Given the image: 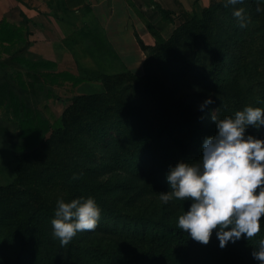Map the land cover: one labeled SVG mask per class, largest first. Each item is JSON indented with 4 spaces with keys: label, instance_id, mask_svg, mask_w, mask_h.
Segmentation results:
<instances>
[{
    "label": "trees",
    "instance_id": "trees-1",
    "mask_svg": "<svg viewBox=\"0 0 264 264\" xmlns=\"http://www.w3.org/2000/svg\"><path fill=\"white\" fill-rule=\"evenodd\" d=\"M223 2L225 0L214 2L205 11L216 9ZM256 3L261 8L259 23L250 26L252 19L240 23L238 17L232 14L228 19L232 33L220 36L219 38L226 39L221 44L214 35V29L208 38L202 35L199 40L198 34H192L193 32L189 37L183 35V30L189 24L190 19H187L163 41L161 55L165 56V62L168 65L175 62V69L186 72L187 67L183 66L192 56L196 57V61L202 56L203 66H207L211 60L212 67L230 60L229 68L238 65L258 67L259 73L262 74L259 84L264 86V0H256ZM162 13L166 19H171L169 11L162 10ZM195 21L200 28H204L205 17H197ZM24 39L23 26H17L5 19L0 20L1 46ZM201 39L206 41V44L201 42ZM143 48L145 49V45ZM226 48L230 50L226 52ZM150 61L151 54L147 53L145 75L149 74ZM123 72L132 71L123 70L119 74H124ZM31 75L33 82L30 87L34 92L37 81H42L47 86L62 85L65 82L78 86L86 80L85 77L69 71L41 70ZM100 75L104 73H99L98 76ZM143 83L150 89V94L157 97L151 96V103L132 95L124 97L127 85L120 79L115 82L114 87H107L106 93L75 96L73 110L79 109L77 102L80 101L88 111L82 116L72 114L70 119L76 118L73 126L68 125L66 119L63 120L62 127L55 129L37 108L27 107L23 111L13 92H9L14 118L19 122L18 145L21 150L42 148L46 133L51 131H54L59 139L65 138L66 135L74 136L75 133L68 132L69 129L75 130L77 123L85 121L87 116L89 125L86 128L79 127L75 136L84 139L86 147L95 144L104 147L107 153L113 148L114 153L107 157L109 162L93 164L85 170L98 174L103 173V170L107 173V169L118 170V180L113 185H116L115 191L119 194L114 196L113 200L106 198L98 189L99 184L93 180L81 183L73 177V181L68 177L63 183L55 182L53 191L59 189L66 191L68 195L70 193L71 197L67 196V200L81 196L95 197L102 208L99 224L106 222L103 227L99 225L94 230L78 232L69 244L61 245L59 239L53 237L52 225H49L56 207L37 204L32 189L23 186L18 180L6 186L0 185V206L10 207L0 208V264H245L240 262L239 258L241 244L246 238L229 241L221 248L215 229L209 242L204 244L192 239L187 232L177 227L179 215L187 210L191 200L173 199L175 211L158 212L144 204H140L136 210L123 209L117 203L114 206L113 203L119 199L121 201L126 192H131V199L136 198L130 206H136L143 193L160 194L161 191H170L166 179L169 167L181 159H199L202 150L198 151L194 147L202 146L208 136L205 126L198 124L197 128L190 127L189 120L180 114L179 109H173L159 90L152 89L154 86L149 79ZM28 85L21 84L24 88L29 87ZM1 92L0 107L3 103ZM122 97L125 99L123 104ZM155 99L162 100L165 110L169 108L165 114L166 118L162 121L153 117L158 111ZM253 106L264 107V89L260 97L254 100ZM256 133L253 135L264 137V126ZM8 134L7 126L0 121V136L6 137ZM93 158L97 159V155L92 157V161ZM134 191L137 192L133 193ZM27 204L33 206L28 210L17 209L18 206ZM260 219L263 222L264 215ZM110 222L114 223L113 227Z\"/></svg>",
    "mask_w": 264,
    "mask_h": 264
},
{
    "label": "rangeland",
    "instance_id": "rangeland-1",
    "mask_svg": "<svg viewBox=\"0 0 264 264\" xmlns=\"http://www.w3.org/2000/svg\"><path fill=\"white\" fill-rule=\"evenodd\" d=\"M221 1L223 0L216 2ZM212 5L213 3L207 7H197L189 16L188 27L183 30L182 34L189 37L192 36L191 33L193 32L192 34H198L199 40L202 35L208 38L209 33H212L214 29V35L221 44L226 39L219 37L232 33L228 19L237 9L242 10L241 17H238L240 23L252 19L253 22L250 26H254L259 23L261 17L259 10L261 8L257 5L256 0L255 2H252V0H240L235 5H226L223 2L220 7L206 12L205 10ZM197 17L206 18V22L203 24L204 28H200V25L195 21ZM35 25L34 20L30 22L27 31L28 39L24 41L25 43L20 45V47L16 44L7 45L5 53L0 55V91L3 94V103L0 107V121L9 130V134L6 137L0 136V185L6 186L12 181L18 180L23 186L32 189L37 204L56 207L57 198L63 197L67 200V196H70V193L68 195L66 191L59 189L53 191V185L57 181L60 183H63L64 180L67 181L68 177L73 181L72 177L74 174H76L74 179L81 181V183H85L87 180L89 182L95 181L99 184L98 189L102 192V195L113 200L114 196L119 194V192L115 191L116 185H113L118 180V170L109 171L107 169V173L103 170V173L99 172L98 174L88 172L85 168L93 164L109 162L107 157L114 153V149H109L110 152L107 153L104 147L95 144L91 147H86L85 140L75 136L78 133L77 129L79 127L86 128L89 125V118L85 116L86 120L77 123L75 130L69 129L68 132L75 133L74 136L66 135L65 138L60 137L61 139H59L58 136H55V132L51 131L52 133H46V141L42 148L32 151L21 150L18 145L19 122L14 118L9 92H13L16 100L22 105L23 111L27 107L37 108L43 118L48 119L52 128L55 129L62 127L63 120L65 121L66 119L67 124L73 126L76 118L71 120L70 116L72 114L82 116L88 111L80 101L77 102L80 105L79 109L73 110L72 106L75 103L73 100L75 96L85 93H106L107 87H114L115 82L120 79L127 85L124 97L132 95L133 97H138L139 100L151 103V96L157 97L150 94V89L143 83L149 79L152 86H154L152 89L159 90L161 96L166 102L171 103L173 109L177 110L178 108L180 114L189 120L190 127L197 128L198 124L205 126L209 136L213 135L217 130L215 121L211 118L213 113L220 118L233 115L245 105H253L254 100L260 97L264 89V86L259 84L261 83L262 74L259 73L258 67L238 65L229 68L230 60L223 61L217 67H212L211 60L208 61L207 66H203L204 58L202 56L198 61H196L195 56H192L183 66L184 68L187 67V71L180 72L175 69L177 67L175 62L171 65L165 62V56L161 55L163 51L161 45L167 38H160L154 45H145L146 53L151 54L148 75H145V70L141 75L136 72H123L124 74H119L123 70L115 68L114 62L110 61L112 64L110 63L111 65H109L101 60L105 67L107 65V69H101L93 75L90 74L91 78L84 84L79 86H73L71 83L62 84L53 87L51 91L42 81H37L34 85V88H36L34 92L30 87V84L33 82L32 73H29L30 75L27 77L28 66L18 65L19 62L16 60V56L24 48L28 50L34 45L33 42L36 40L33 39L34 35L30 36V28H36L34 27ZM202 39L201 42L205 43L206 41H202ZM41 43L43 45V39ZM2 48L3 46L0 45V49ZM225 50L227 52L230 48H226ZM109 57L107 58L109 59ZM18 70L23 71V78L26 85L29 84V87L24 88L19 84L18 80L21 76H18ZM75 72L79 74L84 73L79 69H75ZM99 72L104 73V75L98 76ZM181 81H183V84H181ZM146 92H148V95H146ZM209 96L212 97L214 103L201 109L200 105ZM155 100L157 101L155 104L158 107V111L154 113L153 117L158 121H162L166 118L165 114L169 111V108L167 110L163 108L164 105L161 99L159 101L158 99ZM124 101L125 99L123 98L121 104ZM177 117L179 118V116ZM261 127L257 129L249 126L246 129V134L251 132L255 134ZM194 148L198 151L202 150V146L196 145ZM95 155H97V159L93 158L92 161V157ZM52 162H55V164H52ZM135 192L137 191L133 193ZM129 194L131 192H126L125 197L121 201L119 199L113 203L114 206L118 204L123 209L136 210L140 204H144L158 212H161V210H176L172 201H169L167 204L163 203L157 193H143L142 197L137 200L136 206H130L131 202H134L136 198L131 199ZM32 206L30 204L20 205L17 209L21 210L24 208L28 210ZM0 208L10 207L1 205ZM105 223L103 221L98 226L101 225L103 227ZM110 224L113 227L114 223L110 222ZM261 229L262 231L257 233L255 238L245 239V242L241 244L240 262L259 264V261L251 255V252L258 245L259 238L264 237V221L261 222Z\"/></svg>",
    "mask_w": 264,
    "mask_h": 264
},
{
    "label": "clouds",
    "instance_id": "clouds-1",
    "mask_svg": "<svg viewBox=\"0 0 264 264\" xmlns=\"http://www.w3.org/2000/svg\"><path fill=\"white\" fill-rule=\"evenodd\" d=\"M239 0H225L235 5ZM242 10L234 15L241 17ZM214 103L209 96L201 109ZM216 132L207 136L197 160H179L166 173L170 191H161L159 199L191 200L178 217L177 227L201 243L207 244L215 229L219 246L240 238H255L261 232L264 215V137L246 134L249 126H264V107L245 105L223 118L215 113ZM76 174L73 175L75 178ZM258 189V191H257ZM102 208L95 197L57 198L51 220L52 235L61 245L69 244L80 231L97 228ZM251 255L264 264V237Z\"/></svg>",
    "mask_w": 264,
    "mask_h": 264
},
{
    "label": "crops",
    "instance_id": "crops-1",
    "mask_svg": "<svg viewBox=\"0 0 264 264\" xmlns=\"http://www.w3.org/2000/svg\"><path fill=\"white\" fill-rule=\"evenodd\" d=\"M216 1L0 0V20L25 28V39L14 43L19 47L28 39L30 22L36 23V28H30V36L34 35L36 40L34 45L16 56L18 65L28 66L27 77L41 70L69 71L85 77L81 83L84 84L90 74L107 69L101 60L141 74L147 58L143 45H154L159 38H168L197 7H207ZM162 10L170 12V20L163 16ZM7 45H2L0 55ZM75 69L84 73H76ZM17 72L21 76L19 84L26 83L23 71ZM55 86L59 85L47 87L52 91Z\"/></svg>",
    "mask_w": 264,
    "mask_h": 264
}]
</instances>
